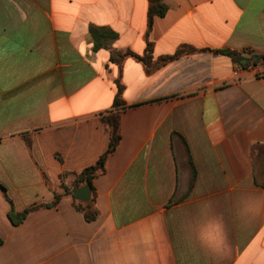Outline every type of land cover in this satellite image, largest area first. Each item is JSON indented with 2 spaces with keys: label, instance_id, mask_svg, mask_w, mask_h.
<instances>
[{
  "label": "crops",
  "instance_id": "crops-1",
  "mask_svg": "<svg viewBox=\"0 0 264 264\" xmlns=\"http://www.w3.org/2000/svg\"><path fill=\"white\" fill-rule=\"evenodd\" d=\"M163 2L147 32V0H0V264H264V212L234 207L264 193V75L219 52L264 53V0ZM90 25L116 38L94 50ZM147 40L149 70L109 60ZM117 78L121 139L93 179L97 217L65 194L12 223L106 151ZM214 219L226 239L212 253L196 236Z\"/></svg>",
  "mask_w": 264,
  "mask_h": 264
},
{
  "label": "trees",
  "instance_id": "trees-1",
  "mask_svg": "<svg viewBox=\"0 0 264 264\" xmlns=\"http://www.w3.org/2000/svg\"><path fill=\"white\" fill-rule=\"evenodd\" d=\"M147 1H148V7H147V32H148L153 24L154 18L156 16L159 17L164 16V14L168 9V6L163 2V0H147ZM88 32L92 39L94 50H98L99 48L107 46L111 41H113L116 38V33L111 28L105 26L90 25L88 28ZM182 51L184 50H180L179 52L175 53L172 56L161 57L159 59V62L160 63L164 62ZM152 52H153V44L152 42L147 40L145 51L142 56L136 55L131 51L120 52L117 50H111L109 60L117 64L118 67H120L121 62L125 58V56L130 55L142 61L145 64L147 70H149V68L153 65ZM219 52L229 55L238 65L242 67L258 64L259 62L262 61L264 62V53H255L249 51V55L243 57L238 52L228 49H221L219 50ZM115 84H116V93L111 108L102 117L103 124L109 134V143L106 151L99 156V158L96 160L94 164L76 173L73 178L74 179L73 186L70 187V189L64 188V191L61 193H55L54 200L51 203L33 204L22 212H15L14 209L11 208L9 212V218L11 219L12 223L14 224L20 223L28 212L36 208H39L41 206H51L56 204L59 201L60 197L65 194H70L71 196H73V203L75 205V208H77L79 211L83 213V216L86 221H93L97 217L98 210L95 207V188L93 186V179L105 172V162L107 158L117 149L121 139L120 112L125 108V103L122 99L123 85L121 84L119 78L116 79ZM189 163L192 172L191 180H190V186H191L195 179L196 171L193 163L190 160ZM83 185H88L90 188L91 196L87 201L77 200L73 195V192ZM0 187L3 190V193L7 198V200L9 201V203H11V200L6 195L5 188L2 185H0ZM2 241L3 240L0 237V245L2 244Z\"/></svg>",
  "mask_w": 264,
  "mask_h": 264
},
{
  "label": "clouds",
  "instance_id": "clouds-1",
  "mask_svg": "<svg viewBox=\"0 0 264 264\" xmlns=\"http://www.w3.org/2000/svg\"><path fill=\"white\" fill-rule=\"evenodd\" d=\"M234 207L239 216L264 212V193L256 194L242 190L235 197ZM196 239L200 246L208 251L212 253L219 251L226 239L223 222L214 219L211 225H206L199 230Z\"/></svg>",
  "mask_w": 264,
  "mask_h": 264
},
{
  "label": "water",
  "instance_id": "water-1",
  "mask_svg": "<svg viewBox=\"0 0 264 264\" xmlns=\"http://www.w3.org/2000/svg\"><path fill=\"white\" fill-rule=\"evenodd\" d=\"M245 61V60H244ZM74 197L80 201H87L90 198V188L88 185H83L73 192Z\"/></svg>",
  "mask_w": 264,
  "mask_h": 264
},
{
  "label": "built area",
  "instance_id": "built-area-1",
  "mask_svg": "<svg viewBox=\"0 0 264 264\" xmlns=\"http://www.w3.org/2000/svg\"><path fill=\"white\" fill-rule=\"evenodd\" d=\"M257 66V73H260V75H264V62H259L258 64H253L251 67H256Z\"/></svg>",
  "mask_w": 264,
  "mask_h": 264
}]
</instances>
